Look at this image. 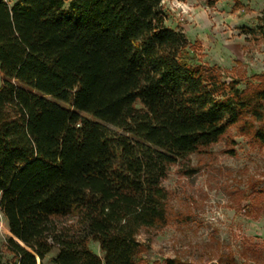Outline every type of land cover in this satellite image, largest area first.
<instances>
[{
    "label": "trees",
    "instance_id": "16d2710c",
    "mask_svg": "<svg viewBox=\"0 0 264 264\" xmlns=\"http://www.w3.org/2000/svg\"><path fill=\"white\" fill-rule=\"evenodd\" d=\"M164 1L0 0V264H143L172 165L234 126L264 145V74L202 63Z\"/></svg>",
    "mask_w": 264,
    "mask_h": 264
},
{
    "label": "rangeland",
    "instance_id": "374dc122",
    "mask_svg": "<svg viewBox=\"0 0 264 264\" xmlns=\"http://www.w3.org/2000/svg\"><path fill=\"white\" fill-rule=\"evenodd\" d=\"M164 5L167 25L184 31L202 63L219 67L240 87L264 79L257 76L264 74L258 19L264 0H165ZM163 184L169 191L170 214L164 226L140 231L138 239L146 245L143 264H164L169 257L193 264H264L263 144L234 126L204 152L172 165ZM9 235L0 210V248L5 255ZM92 248L100 253L98 242ZM56 254L54 249L43 264H53Z\"/></svg>",
    "mask_w": 264,
    "mask_h": 264
},
{
    "label": "crops",
    "instance_id": "0c3cea01",
    "mask_svg": "<svg viewBox=\"0 0 264 264\" xmlns=\"http://www.w3.org/2000/svg\"><path fill=\"white\" fill-rule=\"evenodd\" d=\"M166 23H167V21H166Z\"/></svg>",
    "mask_w": 264,
    "mask_h": 264
}]
</instances>
